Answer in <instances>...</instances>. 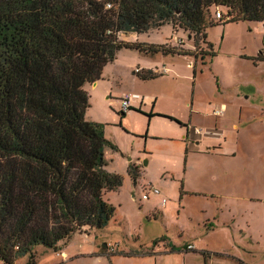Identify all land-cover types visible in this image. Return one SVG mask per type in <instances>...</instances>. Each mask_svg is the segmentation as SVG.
<instances>
[{
  "label": "rangeland",
  "instance_id": "rangeland-1",
  "mask_svg": "<svg viewBox=\"0 0 264 264\" xmlns=\"http://www.w3.org/2000/svg\"><path fill=\"white\" fill-rule=\"evenodd\" d=\"M214 10L210 17L217 22ZM171 28L166 24L140 34L137 43L127 35L124 43L163 46L161 53L118 51L106 71L121 82L111 84L112 95H105L110 99L101 102L100 96L85 113L87 121L104 125L105 139L117 148H104L107 170L122 178L121 187L103 197L115 209L113 218L99 231L58 243L56 252L35 247V264H239V259L264 264V61L258 59L264 55L263 23L208 27L197 50L193 38L177 27L173 31H181L185 46H171ZM154 61H162L169 73L148 80L133 74ZM123 89L149 103L146 113L132 109L121 116L117 100ZM154 99L156 111L174 112L184 121L191 104L198 110L191 133L201 131L193 135L202 142L199 152L195 141L188 149H170L180 127L148 117ZM221 104L222 113L213 115ZM215 144L229 156L203 151ZM136 157L141 170L134 183L128 173L133 163L126 164ZM150 186L160 196L143 201Z\"/></svg>",
  "mask_w": 264,
  "mask_h": 264
},
{
  "label": "trees",
  "instance_id": "trees-1",
  "mask_svg": "<svg viewBox=\"0 0 264 264\" xmlns=\"http://www.w3.org/2000/svg\"><path fill=\"white\" fill-rule=\"evenodd\" d=\"M216 7L226 14L214 22ZM238 22L263 23L264 0H0L3 264L25 256L35 264V247L56 252L58 243L99 231L113 218L103 197L122 178L105 170L104 148H117L105 139L104 125L85 119L90 103L83 87L100 80L121 49L152 56L163 47L124 43L118 34L170 24L188 33L197 50L208 27ZM148 117L186 127L166 115ZM137 171L128 168L134 183Z\"/></svg>",
  "mask_w": 264,
  "mask_h": 264
},
{
  "label": "crops",
  "instance_id": "crops-1",
  "mask_svg": "<svg viewBox=\"0 0 264 264\" xmlns=\"http://www.w3.org/2000/svg\"><path fill=\"white\" fill-rule=\"evenodd\" d=\"M171 37H170V40L168 41L170 43L171 46H174L176 44H181L182 47H184L185 45H182V41H181V37L182 36H178L179 33H181V31L177 30V31H173V29L171 28ZM153 31H156V30H152L150 32H153ZM146 34V33H145ZM127 35L129 36V38L131 37L133 43H137L138 40H139V37H140V34H135V33H129V34H124V33H119L118 34V39L119 41L121 42H124L125 39H127ZM183 35V34H182ZM188 38V37H187ZM130 44H132L130 42ZM188 48H190L191 46H188L186 45ZM156 56V55H155ZM164 59V58H163ZM163 62L162 61H154V62H146L145 66H139V67H136V68H139L141 70V74H144L145 76H149L150 74H153L154 71L156 70H159L161 67H164L162 66ZM188 65H190V63H188ZM106 68H108V65H106L102 71V75H101V79L98 80L97 82L93 83V84H86L83 89L87 92V94L89 95V103H92L94 104L95 102H97V100H99L98 98L101 96L103 99H101V102H103L104 100V97H105V100H108L110 99L109 96H105L107 94L109 95H112L113 91L111 89V84L112 83H115L117 84L116 81H120L121 80L119 79V77L114 74V73H108L106 70ZM135 69V68H134ZM133 69V70H134ZM168 73H169V70H168ZM167 73V74H168ZM164 76V75H163ZM138 80V79H137ZM139 82V81H138ZM125 91V92H124ZM132 91V90H131ZM133 92H129L128 90H122L119 94H118V97L119 99L125 95V94H131ZM118 99V100H119ZM118 100H117V104L119 105L118 103ZM157 99H154V102H153V106L151 108V112L152 114H161V115H166V116H169V117H172L176 120H178L180 123H182L183 125H185L186 127H180L179 130L181 131V133H178L175 138L177 137H180L178 140L175 141L173 147H171L170 149H176V151H180L183 147L188 149V147L190 146V143L192 141H195L193 140V137L194 136H197V135H201V131H200V134H196L195 132L192 134L191 133V127L193 125V122L194 121V118L195 116H198L199 114L195 111H198L197 109L195 108H192V104L190 105V114H189V119L187 121H184V120H181L177 115L176 113L172 112V113H169V112H159V111H156L155 110V106H156V103H157ZM148 102H144L143 99H142V102L141 103H137L136 101L132 102L131 104V108L132 109H139L140 111L146 113V110L145 108L148 107ZM224 105H220V108L221 109ZM215 110V109H214ZM213 110V111H214ZM130 111V110H128ZM127 111V112H128ZM212 111V114L215 115V111H217V109L213 112ZM125 112V113H127ZM124 113V114H125ZM150 119H153L150 118ZM161 119H164L165 118H161ZM91 122H93L92 120H89ZM170 123H172L171 121H169ZM194 129H197V128H194ZM105 130V129H104ZM182 137H181V136ZM194 135V136H193ZM195 146L197 149V151L199 152V149H198V145L201 142L200 141H195ZM215 148V149H213ZM148 150V148H146ZM207 151L206 154H212V153H215V154H220L221 156H229V154L227 153H224L223 150H222V145L220 144H215V145H212L211 147H207L205 146L204 150L203 151ZM201 151V152H203ZM115 153V152H114ZM117 155L119 153H116ZM205 154V153H204ZM233 155V154H232ZM231 155V156H232ZM130 161V162H129ZM128 164H126V167L128 168V166L133 163L132 165L137 167V170H138V173H140V170H141V164H140V160L138 157H136L135 161L132 162L131 160H128ZM105 170L108 172V173H111V174H115L114 172H109L107 170V165L105 167ZM240 234L243 233V237L245 235V233L243 231H240L239 232ZM250 243L251 241L248 240ZM235 258L239 259L238 257L234 256ZM239 261V264H247L245 262H243L241 259L238 260Z\"/></svg>",
  "mask_w": 264,
  "mask_h": 264
},
{
  "label": "built area",
  "instance_id": "built-area-1",
  "mask_svg": "<svg viewBox=\"0 0 264 264\" xmlns=\"http://www.w3.org/2000/svg\"><path fill=\"white\" fill-rule=\"evenodd\" d=\"M222 16L223 15L221 14L219 8L216 7L214 12H213V18L215 20H220L222 18ZM263 28H264V22H263ZM167 73H168V69L165 68V67H161L159 70L154 71L153 74L163 76V75H166ZM133 74H136V75L141 74V70L139 68H135L133 70ZM134 101H136L139 104V103L142 102V98L139 95L134 94V93L123 95L118 100L120 112L121 113L127 112L131 108V104ZM222 111H223V108L215 111V116L220 115L222 113ZM194 132L196 134H200V130H198V129H194ZM151 195L158 197V196H160V191L157 190L156 188L150 186L147 189V192L142 195L141 199L143 201H148L149 200V196H151ZM165 204H166V200L162 199L161 200V206L163 207V206H165ZM190 248L191 247L188 246V249H190Z\"/></svg>",
  "mask_w": 264,
  "mask_h": 264
}]
</instances>
